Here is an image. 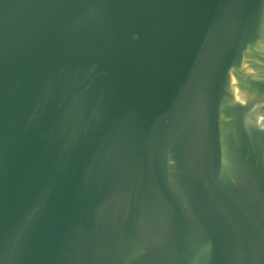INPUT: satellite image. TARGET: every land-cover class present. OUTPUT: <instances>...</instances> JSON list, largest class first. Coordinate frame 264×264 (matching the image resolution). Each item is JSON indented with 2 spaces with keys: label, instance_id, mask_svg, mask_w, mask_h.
I'll use <instances>...</instances> for the list:
<instances>
[{
  "label": "water",
  "instance_id": "obj_1",
  "mask_svg": "<svg viewBox=\"0 0 264 264\" xmlns=\"http://www.w3.org/2000/svg\"><path fill=\"white\" fill-rule=\"evenodd\" d=\"M0 264H264V0H0Z\"/></svg>",
  "mask_w": 264,
  "mask_h": 264
}]
</instances>
